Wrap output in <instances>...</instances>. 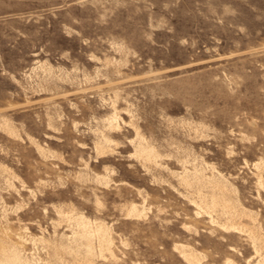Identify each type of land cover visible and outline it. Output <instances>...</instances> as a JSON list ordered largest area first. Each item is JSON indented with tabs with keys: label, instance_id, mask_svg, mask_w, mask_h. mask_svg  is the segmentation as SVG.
I'll return each instance as SVG.
<instances>
[{
	"label": "rangeland",
	"instance_id": "374dc122",
	"mask_svg": "<svg viewBox=\"0 0 264 264\" xmlns=\"http://www.w3.org/2000/svg\"><path fill=\"white\" fill-rule=\"evenodd\" d=\"M262 239L264 0H0V264H261Z\"/></svg>",
	"mask_w": 264,
	"mask_h": 264
},
{
	"label": "bare ground",
	"instance_id": "6f19581e",
	"mask_svg": "<svg viewBox=\"0 0 264 264\" xmlns=\"http://www.w3.org/2000/svg\"><path fill=\"white\" fill-rule=\"evenodd\" d=\"M141 153H142V152H141ZM213 203H214V202H212L211 204H213ZM211 206H212V205H211ZM215 206H216V205H215ZM215 206H212V207H215ZM223 206H224V205H223ZM212 207H211V209H213ZM223 208H224V207H223ZM211 209H210V210H211ZM221 209H222V208H221ZM208 210H209V208H208ZM208 210H207V211H208ZM222 210H223V211L227 210V212H230V211H228L227 208H225V210H224V209H222ZM221 213H222V212H221ZM223 213H225V212H223ZM231 213H232V212H231ZM231 213H229V214H231ZM229 214H226V215L229 216ZM232 214H233V213H232ZM236 215H237V214H236ZM236 215H235V216H236ZM210 216H211V215H210ZM228 216H227V217H228ZM235 216H234V217H235ZM229 217L231 218V215H230ZM231 219L233 220V218H231ZM234 221H235V219H234L232 222H234ZM230 222H231V221H230ZM229 225H231V224H229ZM232 225H234V224H232ZM234 226H235V225H234ZM234 226H233V227L231 226V227L234 228ZM100 227H101V226H100ZM235 227H236V226H235ZM241 228H242V227H241ZM253 233H254V232H253ZM253 235H254V234H253ZM253 235H252V237H253ZM259 236H260V235H259ZM259 236H257V237H259ZM259 238H261V237H259ZM255 239H256V236H255ZM255 239H254V240H255ZM257 240H259V239L257 238L256 241H257ZM261 241L263 242V239H262ZM262 242H260V243L262 244ZM258 243H259V242H258ZM258 243H257V244H258ZM263 243H264V242H263ZM260 246H261V245H260ZM262 246H263V245H262ZM260 248H261V247H260ZM260 248H259V249H260ZM263 248H264V246L262 247V249H263ZM255 250H256V248H255ZM186 251H187V250H186ZM189 251H190V250H189ZM189 251H188V252H189ZM258 252H259V250H258ZM258 252H256V253H258ZM187 254H188V253H187ZM262 254H264V253H262ZM74 255H75V254H74ZM192 255H193V254H192ZM192 255H191V256H192ZM188 257H189V256H188ZM194 257H195V256H194ZM260 257H261V255H260ZM258 259H259V258H258ZM261 260L264 262V256L260 258V261H261ZM194 261H195V260H194ZM226 261H227V260H226ZM260 261H259V262H260ZM64 262H65V261H64ZM257 262H258V260H257ZM257 262H256V263H257ZM263 262H261V264H262ZM19 263H20V258H17V261H16L15 264H19ZM256 263H255V264H256ZM257 264H258V263H257ZM259 264H260V263H259ZM263 264H264V263H263Z\"/></svg>",
	"mask_w": 264,
	"mask_h": 264
}]
</instances>
